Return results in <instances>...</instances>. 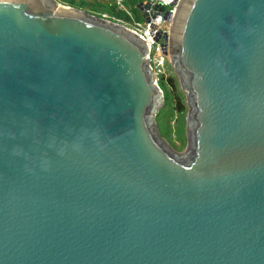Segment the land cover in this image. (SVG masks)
Instances as JSON below:
<instances>
[{
    "label": "water",
    "instance_id": "obj_1",
    "mask_svg": "<svg viewBox=\"0 0 264 264\" xmlns=\"http://www.w3.org/2000/svg\"><path fill=\"white\" fill-rule=\"evenodd\" d=\"M54 0H0V264H264V0H180L168 54Z\"/></svg>",
    "mask_w": 264,
    "mask_h": 264
},
{
    "label": "rangeland",
    "instance_id": "obj_2",
    "mask_svg": "<svg viewBox=\"0 0 264 264\" xmlns=\"http://www.w3.org/2000/svg\"><path fill=\"white\" fill-rule=\"evenodd\" d=\"M62 8L82 11L129 28L132 22H141L137 6L144 0H123L125 12L102 0H54ZM129 14V15H128ZM119 21L121 23H117ZM162 106L154 114L153 122L159 137L177 156L187 157L189 147V99L179 76L166 66L158 81Z\"/></svg>",
    "mask_w": 264,
    "mask_h": 264
},
{
    "label": "built area",
    "instance_id": "obj_3",
    "mask_svg": "<svg viewBox=\"0 0 264 264\" xmlns=\"http://www.w3.org/2000/svg\"><path fill=\"white\" fill-rule=\"evenodd\" d=\"M102 1H107L108 5L115 7L117 10L126 11L123 0ZM179 1L144 0L137 6L141 15V22H132L129 28L125 27L144 42L147 49L148 68L153 77V84L157 88L159 77L166 66V62L170 67L168 35Z\"/></svg>",
    "mask_w": 264,
    "mask_h": 264
}]
</instances>
